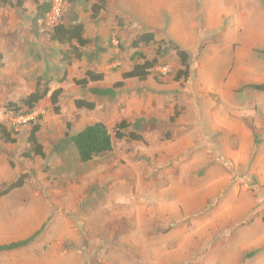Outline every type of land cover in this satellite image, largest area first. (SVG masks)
I'll return each mask as SVG.
<instances>
[{"label":"rangeland","instance_id":"obj_1","mask_svg":"<svg viewBox=\"0 0 264 264\" xmlns=\"http://www.w3.org/2000/svg\"><path fill=\"white\" fill-rule=\"evenodd\" d=\"M114 2L96 17L91 1L64 2L58 23L82 24L91 41L68 67L64 47L30 36L33 0L0 10V123L18 131L15 144L0 142V192L25 177L0 198V245L40 231L0 264H264V93L249 88L264 84V0ZM146 32L158 42L138 49L158 53L151 75L92 96L140 62L130 45ZM174 47L190 55L186 81L174 80ZM63 70L51 88H62L59 115L48 98L29 115L6 112ZM88 70L104 78L84 90L74 81ZM79 99L94 110L76 109ZM121 121L144 141L114 140L87 164L65 139L67 124L74 135ZM35 124L44 157L27 159Z\"/></svg>","mask_w":264,"mask_h":264},{"label":"trees","instance_id":"obj_2","mask_svg":"<svg viewBox=\"0 0 264 264\" xmlns=\"http://www.w3.org/2000/svg\"><path fill=\"white\" fill-rule=\"evenodd\" d=\"M27 0H0V10L3 9H19L23 10L24 2ZM36 6L35 13L30 18L29 34L35 40H42L47 38L50 43L58 44L64 49L59 50V64L63 67L72 66L75 63L80 62L84 58V50L91 43L88 38H85V28L82 24H73L65 26L60 23L50 29L46 28V16L51 10V1L38 2L33 0ZM72 0H69L71 3ZM85 2H92L90 12L92 16H97L105 11L108 0H83ZM158 42L155 35L151 32L142 33L135 38L130 47L135 52L132 56V60H140L139 63H135L132 69L121 75V81L113 84L111 88L99 89L91 88L88 92L98 98H114L116 90L123 87L125 81L138 80L145 81L152 73L153 69L157 65V57L154 59H147L142 53H139L140 47H148L156 45ZM177 57L180 62V69L177 71L174 80L176 82L186 81L189 79L190 72V55L181 50L178 47H174ZM66 78V71L63 70L62 79L59 78L56 81L53 78L43 77L39 78L35 84V88L27 96L19 99L15 103H8L5 106V110L8 113L14 115H29L35 109L36 106L47 98L50 101L53 113L55 115L60 114L59 100L62 94V88H56L52 90V84L55 82L58 85ZM103 74L96 73L94 71H86L83 78L77 79L74 83L81 89L86 90L91 83H98L103 81ZM253 91L264 93V84L252 85L249 87ZM76 109H84L87 111H93L95 104L82 99L74 102ZM69 124H67V132L65 133V139H69L72 143L74 150L80 162L87 164L94 159L110 154L113 151V142L116 141H129L142 143L143 137L133 131H127L130 128V124L126 121H121L112 131L102 123H94L85 127L82 131L70 135L68 133ZM40 128L38 124L32 126L28 135V149L23 153V157L32 159L34 157L43 158L44 152L42 146L37 140V133ZM18 131L15 128L9 129L4 124L0 123V142L5 144H15ZM24 175L21 176L14 184H12L7 190L0 192V198L6 196L11 191L19 189L24 185ZM40 234V231L36 232L33 236L26 240L11 243L8 245H0V253L12 252L19 250L30 245Z\"/></svg>","mask_w":264,"mask_h":264},{"label":"built area","instance_id":"obj_3","mask_svg":"<svg viewBox=\"0 0 264 264\" xmlns=\"http://www.w3.org/2000/svg\"><path fill=\"white\" fill-rule=\"evenodd\" d=\"M64 2L66 0H51V10L46 16L47 27L52 28L59 24Z\"/></svg>","mask_w":264,"mask_h":264},{"label":"crops","instance_id":"obj_4","mask_svg":"<svg viewBox=\"0 0 264 264\" xmlns=\"http://www.w3.org/2000/svg\"><path fill=\"white\" fill-rule=\"evenodd\" d=\"M114 5H115L114 0H108V1H107V4H106V9H108V8L112 9V7H113ZM115 11L118 12L117 9H116ZM85 38H86V37H85ZM258 85H260V84H258Z\"/></svg>","mask_w":264,"mask_h":264}]
</instances>
